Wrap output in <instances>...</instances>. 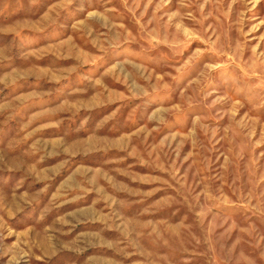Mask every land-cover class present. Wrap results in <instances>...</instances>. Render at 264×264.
Returning <instances> with one entry per match:
<instances>
[{
  "label": "rangeland",
  "instance_id": "1",
  "mask_svg": "<svg viewBox=\"0 0 264 264\" xmlns=\"http://www.w3.org/2000/svg\"><path fill=\"white\" fill-rule=\"evenodd\" d=\"M0 264H264V0H0Z\"/></svg>",
  "mask_w": 264,
  "mask_h": 264
}]
</instances>
